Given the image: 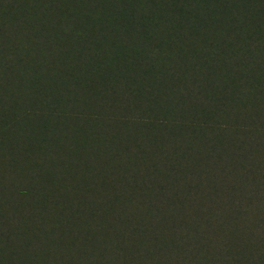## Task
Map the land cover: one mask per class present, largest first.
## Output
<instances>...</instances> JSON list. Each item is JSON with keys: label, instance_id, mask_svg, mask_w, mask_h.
Listing matches in <instances>:
<instances>
[{"label": "trees", "instance_id": "obj_1", "mask_svg": "<svg viewBox=\"0 0 264 264\" xmlns=\"http://www.w3.org/2000/svg\"><path fill=\"white\" fill-rule=\"evenodd\" d=\"M16 2L18 5L14 0H6V5H0V20H8V17L11 19L8 20L10 25L14 21L25 24L39 22L43 26L42 35L48 39L55 37L58 44L54 52L49 53L47 65L36 63L40 59L36 57L30 67L17 77L16 91L19 87L26 96L23 106L12 113L9 123L0 122V159L10 162L5 164V169L0 167V181L7 173L11 177L15 167L26 171L22 175L24 187L9 183L6 186L11 189L9 194L0 192V207L11 203V199L17 205H23L27 215L42 220L43 213L51 205L55 214L47 230V243L53 248L55 246V249L56 245L59 247L61 244L63 250L69 252V246L74 244V240L69 239L76 235L80 237L77 239L80 240V251L89 248L95 251V254H86L87 258L107 264L109 249L118 251V247L122 246L120 240L134 239L136 230L131 224L132 212L127 214L128 217L123 216L117 224H106L104 219L97 218L111 216L115 209L110 204L112 198L109 200L106 195L90 191V187L102 190L106 184L116 190L120 197L130 200L134 196L135 205L129 209L137 210V218H141L140 226H144V221L149 219L146 217L147 211L155 210L159 215L169 213L172 216L189 208L188 222L179 218L184 225L182 223L179 228L171 226L167 232L170 238L162 239L160 234L153 236L148 233L143 239V246H148L150 250L153 241V263L155 258L157 264H174L170 256L175 257V253H178L181 260L175 264H264V203L260 206L244 201L246 196L248 198V195L252 197L254 194L259 195L260 199L264 198V78L253 79L251 76V73L264 71V0H67L64 4L58 0ZM27 2L29 6L25 5ZM77 14L92 22L90 30L84 31V42L80 48L75 46V38L79 28H82L75 16ZM3 23L0 22V28ZM162 23L167 24L163 34L160 33ZM216 38L218 42L222 40L218 44H223L220 54H216V62L222 67L219 76H213L209 71L215 51L212 50V43L207 41ZM22 46L21 40L12 45H0V68L3 71L16 68L15 62L24 63L25 54L19 50ZM175 46L179 47L180 60L189 63L185 65V70L191 73L190 88L183 90L181 94L185 99L181 101L179 97V100H174L172 108L168 103L172 91L162 90L159 103L161 113L156 116L150 107L153 101H145L144 95L148 93L157 97V84L164 85L165 80V89H169L178 78L180 72L177 70L167 74L170 69L168 62L164 64L168 70L164 71V79L160 78L159 83L158 75L155 76L160 58L174 53ZM29 48L30 53H40L42 57L44 53L47 57L53 45L35 41ZM185 48L187 50L183 54ZM227 51L238 56V61L242 62L232 68ZM189 72L185 71L187 74ZM82 82L86 85L90 82L94 91L89 94L80 92ZM118 85H123V88H117ZM128 96L134 99L130 113H127V107L124 108ZM202 96L207 98L206 102L202 101ZM93 97L103 103L99 111L92 108L90 101ZM186 99L199 100L192 101L190 106H183ZM10 100L14 102V95ZM110 107L112 111H109ZM30 120L34 123L30 124ZM115 120L124 125V134L129 133V128L134 124L139 126V137L134 138L130 145L132 154L127 155L119 146L112 147L105 138H100L109 135L103 130V121L112 123ZM79 121H84L83 133ZM189 126L194 133L186 132V141L181 140L185 146H175L172 152L171 166L173 164V168L177 169V166L183 168L185 164L186 167L185 173L177 178L189 180L187 186L191 191L203 184L207 176L202 173V184L199 180L196 183L194 179L198 174L191 176L190 166L193 151L197 147L203 148L198 153L206 159H212L215 155L221 160V164L216 163L214 175L229 187L230 193L222 198L220 204L202 209L198 207L199 202H191L189 206L181 204V199H184L181 193L177 196L176 205L173 202L163 208L156 206L151 199L156 194L155 186L161 185L163 180L152 176L155 165L153 168L143 163V168L133 175L130 173L131 166L137 160L143 162L152 157L155 149L160 150V146L164 145L163 138L169 137L167 128L183 131L184 134V129ZM75 127L77 132L74 135ZM145 127H151L153 132L147 134ZM141 132H144L142 136ZM92 134L97 136L93 138ZM73 136L85 143H78L72 148L67 141ZM201 136L202 145L199 143ZM97 137L99 141H95ZM155 141L159 145H153L154 149L150 142L154 144ZM145 144L148 145L145 147H150L148 152L143 148ZM55 146L59 152H56ZM221 147L222 151H217L216 148ZM21 148L25 150L21 151ZM5 149L9 152L5 153ZM29 151L36 156L29 155ZM183 156H187L184 163L181 159ZM157 163L159 161L155 160L153 164ZM110 167V171L114 170L113 173L117 175V187L107 177V168ZM211 183L204 186L202 200H213L218 195L216 185L212 186ZM119 186L120 191L117 189ZM121 191L125 193L120 194ZM163 196L170 197L168 192H164ZM90 202L96 203L98 213L95 208L93 214L91 205L87 206L90 211L86 208ZM141 202L145 205L143 209H139ZM77 215L83 216L82 224L79 222L78 228H70L71 220ZM95 218L102 225L94 221ZM7 219L11 220V217ZM8 220L0 219L2 246L10 240V235H14V238L22 235L17 224L12 226ZM127 223L128 230L125 228ZM209 225L216 231L214 246L217 249L214 247L212 251L205 249V237L202 236V242L198 238V234ZM223 228L226 229V236L221 235ZM208 234L206 232V236ZM218 239L224 242L221 244ZM192 247H195V260L191 255ZM27 248V245L23 248L17 246L24 264H49L52 257L49 253L34 254ZM25 251L29 253L28 258ZM173 251L176 252L166 254ZM12 263V259L0 254V264ZM153 263L146 259L142 264Z\"/></svg>", "mask_w": 264, "mask_h": 264}, {"label": "rangeland", "instance_id": "obj_2", "mask_svg": "<svg viewBox=\"0 0 264 264\" xmlns=\"http://www.w3.org/2000/svg\"><path fill=\"white\" fill-rule=\"evenodd\" d=\"M16 5H18V2H16V0H14ZM59 3L61 2L62 4H64L65 1L67 0H58ZM0 5H6V0H0ZM26 6H29V3L27 2V4H25ZM1 11V10H0ZM70 11V10H69ZM232 11V10H231ZM54 12V11H53ZM56 13V12H54ZM78 19L79 22L82 25V28H79L78 31V36L75 38V46L80 48L81 45L84 42V31H89L90 30V26L92 24V22H90L86 17L81 18L79 14L75 15ZM74 17V15H72V18ZM1 18V16H0ZM8 20H11L10 18L7 17ZM226 19V16H225ZM4 19V20H0L4 21L2 27L0 28V45L1 46H5V45H12L14 44V42L21 40L22 44L24 46L20 47L19 50H22L23 53L25 54V61L24 63H16L15 62V67L13 70H9V71H3L2 68H0V122L3 120L4 122L9 123L10 118L13 116L12 113L16 112L17 107L19 106H23V98L26 97L24 93L20 92V88L18 87V90L16 91V87H17V82L16 79L19 75H21L23 73V71H25L27 68L30 67V65L32 64V62L35 61L36 57L40 58L39 60H37L36 63H39L40 65H47L46 60L48 59V55L49 53H53L55 50L56 45L58 44V40L55 39V37H51L50 39H48L49 37H45L44 35H42L43 30L41 28H43V26H41V24H39V22H30L29 24H25L23 21H19V22H15L10 25L9 21ZM160 33L163 34L165 32V30L167 29V24L166 23H162L160 24ZM15 32V33H14ZM14 33V34H13ZM13 34V35H12ZM53 34V33H52ZM159 36V35H158ZM35 41H39V43H47V44H52L53 45V49L52 50H48L47 52V57L44 55L43 53V57L42 55L36 54V53H30V48L29 46L32 44V42ZM47 41V42H46ZM200 41H198V45L200 44ZM222 40H220L218 42V38H216L215 40L211 41L208 40V43H212V50L215 51L214 56V62L211 64L212 67L210 68V72L213 76L217 75L219 76L222 67L221 65H219V62L217 61L216 58V54H220V50H221V46L223 44H218L220 43ZM57 42V43H56ZM224 42V40H223ZM55 43V44H54ZM153 43V42H152ZM197 45V44H196ZM26 46V47H25ZM66 47V46H65ZM185 50H187L186 48L183 49V54H185ZM173 51L174 53H168V55H164V57L160 58L159 60V64H158V68L156 70L155 76L158 75V80L160 83V78L163 77L164 79V75L165 72L164 71H168L167 68L165 67V63H169L168 69L169 72H167V74H172V71L175 72V70H177V72H180V74L178 75V78L174 80V82L169 86V89H165V80H164V85H156L155 86V92L158 93L157 97H152L153 94H146L144 95V100L145 101H153V103L151 104V108L152 111L155 113L156 116H158V114L161 113V109L159 103H160V98H161V91L164 90L166 92H168V90L172 91V95H169V99H168V103L170 105V107L172 108L174 105V100H179L178 98L181 97V101L182 99L184 100L185 97L183 94H181L183 92V90L185 88H190L189 86V77L191 75V73L189 72L188 69L185 70V65H188V62H185L184 60H180L179 55V47H173ZM168 52V50H167ZM172 52V51H170ZM1 55V52H0ZM226 55L228 57V61L229 64L231 65L232 68H234L239 62L242 61H238V56L236 55H232L231 52L227 51ZM216 58V59H215ZM32 59V61H31ZM41 59H43L41 61ZM92 59V58H90ZM161 67V68H160ZM188 70V71H187ZM189 72L188 74L185 73ZM205 71V70H204ZM164 72V73H162ZM162 73V74H161ZM251 76L253 79H260L263 80L264 78V71H260V73H251ZM181 78V79H180ZM86 82V79L84 80ZM85 82L81 83L80 86V92L81 91H85L87 94L91 93L94 91L92 84L89 82L88 85L85 84ZM197 83V82H196ZM168 86V85H167ZM123 88V85H118L117 88ZM175 89V90H174ZM12 94H11V92ZM174 91V92H173ZM14 95V102L10 100L11 96ZM200 95H202V93H200ZM95 96V95H93ZM184 97V98H183ZM205 96H202V101L206 102L207 98H203ZM154 98V99H153ZM199 100V99H196ZM196 100H190L188 101L186 99V101L182 104L183 106H190L196 101ZM180 101V102H181ZM92 103V108H95V110L99 111V108L102 106V101L96 100V97H93V100L91 99L90 101ZM134 103V99H132L131 97H126L124 104L125 107L124 108H128L130 113L133 111L132 104ZM123 104V105H124ZM181 104V103H180ZM143 108V107H142ZM238 108V107H237ZM234 109V108H233ZM262 109V108H261ZM113 108L110 107L109 111H112ZM132 110V111H131ZM157 112V113H156ZM262 115H264V109H262ZM190 115H187V118H189ZM34 123L32 122V120H30V124ZM84 121H79L78 125L81 127V131H82V125H83ZM103 127V130H105V132H108L109 135H106L104 137H100L101 139L106 140L107 143L110 144V146L115 147V146H119L120 150L125 152L127 155L132 154L133 153V149H130V145L134 142V138H138L139 137V133H140V129L139 126H137L136 124H134L132 127H130V132L127 134L123 133V129H124V125L116 122V120L112 123H108L107 121H103V123L101 124ZM139 129V130H138ZM144 130H147V134L150 132H153V129L151 127H145ZM167 133L169 135V137H165L163 138V143H164V147L165 149H163V146H160V150H162V152L159 150L157 151V149L154 148L153 145H159L157 141H155L154 144H152V142H150V146L153 147L156 151L155 153L152 155V157H148L149 159L144 160L143 162L141 160H137L136 164H133V166H131V174L133 175L135 172L140 171L143 168V163L146 166H151L155 168L153 170V174L152 176L156 179H161L163 180L161 185L155 186L154 188V192H156V194L152 197L151 199V203L156 205V206H161L162 208L165 206H168V203H175V205L177 204V196L179 193H181V195L184 196V199H181V204H185L187 206H189V203L194 202V203H198L199 202V208L202 209V207H206V206H216L218 204H220L222 198H226L227 194L230 193V189L229 187L221 180L219 179V177H216V175H214L215 173V168L217 164H221V160L219 159V157L213 155L212 159H206L204 157V155L199 154L198 152H202L203 148H198L196 149V151H193V161H192V165L191 169H192V175L194 174H198V176L195 177L194 181L197 180L201 181L202 184V173H204L207 178L204 180L202 185H198L195 187L194 191L189 190L187 184L188 181H181L180 179H178L177 177H180L183 175V173H185V164L184 166L182 165L183 168H181V166H177V169L173 168V164L171 166L170 161L172 160L173 157V151H174V147H180L182 148L183 146H185L184 141H181L182 139L186 141V137H187V133H194L192 132V128L191 126L186 127L184 129L185 133L183 134V131H179L176 132V129H166ZM74 135L77 132V128L75 127L74 130ZM48 132V131H47ZM50 132V131H49ZM187 132V133H186ZM21 133H23V131H21ZM83 133V131H82ZM141 132V136H142ZM81 136V135H80ZM97 134H92V137H96ZM157 137V135H156ZM162 137V136H161ZM24 141V138L22 139ZM137 140V139H136ZM199 143L202 145V136L199 138ZM95 141H99V138L97 137ZM150 141V140H149ZM50 143V142H48ZM67 143H69V145L73 148L76 144L78 145V143L80 144H84L85 142H81L78 141L74 138H71L67 141ZM51 144V143H50ZM97 144V143H96ZM187 145V144H186ZM145 146H148L147 144H145L143 146L145 152H148V149ZM56 147V146H55ZM56 152H59V148L56 147ZM217 151H222L223 147L221 148H216ZM21 151H24L25 149H20ZM14 151V150H12ZM19 152V150H17ZM228 151V150H227ZM9 151L5 149V153H8ZM29 155H31L32 157L36 156L35 154L31 153L29 151ZM187 156H183L181 157L182 159V163L186 162ZM132 160V159H131ZM155 160H158L159 163L157 164H153L155 162ZM139 162V163H137ZM9 164L10 162H7L6 159H0V167H2L3 169H5V164ZM134 163V162H133ZM217 163V164H216ZM115 164V163H113ZM113 167V165H110ZM107 168L109 175L107 177H109V180L111 179L110 183L114 186L117 187V175H115L113 172L114 170L110 171L111 168ZM106 170V171H107ZM176 170H179L178 172H175ZM190 170V169H189ZM188 170V171H189ZM105 171V172H106ZM24 172H26L23 169H18L15 167V170H13V172L11 173V177L10 174L7 173V175H4V177L1 179L2 182L0 183V192L4 193L6 195L9 194V190H11L10 188H7L6 186L11 183L14 185H19L24 187L22 182H24L22 175L24 174ZM108 173H106L105 175H107ZM69 174V173H68ZM67 174V175H68ZM190 176V177H191ZM235 181L237 180V178L234 179ZM113 182L115 184H113ZM137 182V180H136ZM210 182H212L211 184H213L212 186L216 185V193H218V195L212 200L210 199H204L202 200V196H203V192L205 191L204 186L207 184H209ZM4 184V185H3ZM170 184V185H168ZM105 186L102 187V190H97V189H92L90 187V191H94L99 193V195H106L109 200L110 198H112V200H110V204L112 205L113 208V212L111 216H98L97 218L99 219H104L106 224L110 223H118L119 221H121V218L123 216H127V214L130 212L131 213V224L133 226V229L136 230L134 233V239L132 240H123L121 239L120 242L122 244L121 247H118V251H113L111 250L112 248L109 249L108 254H107V264H142L144 260L149 259L150 263H153V255H152V251L154 252V248H153V241H152V245H151V250L148 248V246H143L142 241L145 238V236L149 233L151 235L154 236V234H157V236L160 234V237L162 239L165 238H170L169 237V228H171V226H176L177 228H179V226H181V224L183 222H181L182 219H186V222H188L187 220L189 219L190 216V210H188L189 208H186V211H180L178 213V215L173 214L171 216V214L169 213H164V214H157V212L155 210H151V211H147L148 213H146V217H148L149 219L147 221H144V226H140V221L139 219H141L140 217L137 218V210L132 209L130 210L129 208L132 206H134V199L132 196V198H129L130 200H127L123 197H120L116 190L112 189V187H110L109 185L104 184ZM119 191L121 190V186H119L117 188ZM97 190V191H96ZM164 192H168V195H170V197H164L163 194ZM174 193L173 195H171V193ZM101 193V194H100ZM121 193H125L123 191L120 192ZM253 193V192H252ZM251 193V194H252ZM237 194V193H236ZM98 195V196H99ZM209 198L213 197V196H208ZM141 198V197H140ZM244 198V201L246 202H251V204H260V206L264 203V198L260 199V196L257 194H254V196H250L248 195ZM115 199V201H113ZM142 199V198H141ZM246 199V200H245ZM11 203L8 202L9 204H2L3 207H0V213H3L0 215V219H4V221H7V217H11V220H8V224L15 226V224H17V226L19 227L22 235L19 237H15L14 235L11 236L10 235V240L8 242L5 243L4 246H2V244H0V254H2V257H9L10 260H13L12 264H24L23 260H22V254H20L21 252L19 250H17V246H20V248H23L25 245H27V251L32 250V252L35 254L36 252H39V255H42L43 253L47 252V254L49 253L51 257L49 264H99L97 262H94L92 259H90L89 257L87 258L86 254H95L94 249L89 248V249H85L84 251H86L85 254H83L84 251H80L82 250L80 248V237H75L69 239L70 241L74 240V244L71 243L70 247V251L69 252H65L62 248V245L60 244L59 247H57L56 245V249L55 246L54 248L52 246H50L47 242H48V237L49 234L47 232V230L50 229L49 224H50V220L52 218V215L55 214L54 211H52V206L50 205L48 211H45L43 213L42 216V220L39 218H35L31 215H27L24 210H23V205H17L16 202H12V200L10 199ZM142 201L145 202L144 199H142ZM262 201V202H261ZM52 202V201H51ZM87 203V202H85ZM148 203V202H147ZM203 204V206H202ZM210 204V205H209ZM212 204V205H211ZM90 206L91 211H93L94 214V210L95 208H97L96 203H88L86 204V208L89 209L87 206ZM139 205V203H137V206ZM180 205V204H179ZM171 206V205H170ZM264 206V204H263ZM262 206V207H263ZM93 208V209H92ZM145 208L144 203L139 207V209H143ZM183 209V207H181ZM90 211V209H89ZM200 211V210H199ZM98 208L96 213H98ZM202 213V211H200ZM10 213L12 216H10ZM128 217V216H127ZM83 216L81 215H77L75 219H72V224L69 225L70 228L76 226L78 228L77 225H79V222H82ZM179 218L181 220H179ZM31 220V221H30ZM33 220V221H32ZM37 220V222H36ZM34 221L36 222V225L34 224ZM42 221V222H41ZM94 221L99 222L100 225H102V222L97 221L96 218L94 219ZM126 222V221H125ZM143 222V221H142ZM124 223V222H123ZM82 224V223H81ZM184 225V223H183ZM128 230V223L125 227ZM144 228V230H143ZM115 229V228H114ZM125 229V230H126ZM145 233H143V232ZM153 231V232H152ZM160 231H162L163 233H161ZM226 229L223 228L221 231V235L226 236L225 234ZM151 232V233H150ZM206 232L209 233L208 236H206ZM165 233V234H164ZM202 233H205V235H203ZM176 233H173V235H175ZM172 235V236H173ZM216 231L214 230V227H212V225H209L208 228H204L201 231V234H198V238L200 240V242H202V238L205 237L204 242H205V249L207 248V251H212L214 250V245H215V240H216ZM203 236V237H202ZM218 241L222 244L224 241L222 239H218ZM69 242V241H68ZM150 244V241H149ZM49 248V249H48ZM72 249V251H71ZM117 249V248H115ZM215 249H217L215 247ZM16 250V251H14ZM25 251L26 257L28 258V252ZM195 247H192L191 250V255H193V259L195 260ZM176 251L173 252H167L166 254H174ZM157 254V253H156ZM173 256H170L173 260V263H178L179 260V256L178 253H175ZM25 257V258H26ZM31 257V256H29ZM85 257V258H83ZM26 260V259H25ZM158 260H156L154 258V263L153 264H157ZM195 262V261H194ZM26 264H30L29 262H27ZM34 264H37L34 263ZM195 264H197L195 262ZM202 264V263H201Z\"/></svg>", "mask_w": 264, "mask_h": 264}]
</instances>
